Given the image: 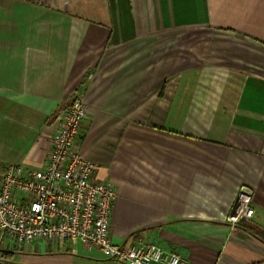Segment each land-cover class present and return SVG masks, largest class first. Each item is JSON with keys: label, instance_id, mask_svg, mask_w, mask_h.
Segmentation results:
<instances>
[{"label": "crops", "instance_id": "0c3cea01", "mask_svg": "<svg viewBox=\"0 0 264 264\" xmlns=\"http://www.w3.org/2000/svg\"><path fill=\"white\" fill-rule=\"evenodd\" d=\"M76 96L114 243L264 264V0H0V175L43 164ZM242 186L254 214L231 225ZM51 244L34 264H69Z\"/></svg>", "mask_w": 264, "mask_h": 264}, {"label": "built area", "instance_id": "2783aa9c", "mask_svg": "<svg viewBox=\"0 0 264 264\" xmlns=\"http://www.w3.org/2000/svg\"><path fill=\"white\" fill-rule=\"evenodd\" d=\"M86 105L75 97L58 117L49 152L38 168L4 165L0 175V250L21 251L49 242L96 247L117 264H184L180 255L154 244H117L110 235L116 189L111 181L93 182L96 163L80 152L77 137ZM227 222L250 219L251 189L237 191Z\"/></svg>", "mask_w": 264, "mask_h": 264}, {"label": "rangeland", "instance_id": "374dc122", "mask_svg": "<svg viewBox=\"0 0 264 264\" xmlns=\"http://www.w3.org/2000/svg\"><path fill=\"white\" fill-rule=\"evenodd\" d=\"M175 38H171V39H166L167 40H171V44L175 43V40H173ZM58 246L57 242H52L51 247H56ZM65 246L68 248V253L67 255H69L68 257H71V262H69V264H114V262H111L110 260H107L106 257H104L101 253L99 252H85L82 250H79L78 253L72 254L71 251H69L70 249L73 248V246L69 243V242H65ZM78 249V245L76 246ZM33 248H36V250H38L37 245H34ZM92 248H96V247H92ZM80 249V248H79ZM35 250V252H33L32 246H27L25 245L23 247V249L21 251H15L12 260H10L9 263L11 264H34V262L32 261L31 257H41L39 255H31V254H35L37 251ZM54 250V248H53Z\"/></svg>", "mask_w": 264, "mask_h": 264}, {"label": "trees", "instance_id": "16d2710c", "mask_svg": "<svg viewBox=\"0 0 264 264\" xmlns=\"http://www.w3.org/2000/svg\"><path fill=\"white\" fill-rule=\"evenodd\" d=\"M74 98L75 97H73L70 100V103H71V101H73ZM12 258H13V253L12 252L0 250V264H11L9 262H10V260H12Z\"/></svg>", "mask_w": 264, "mask_h": 264}]
</instances>
